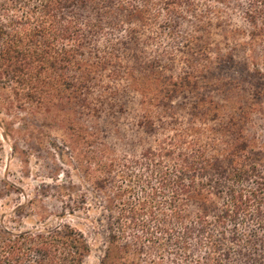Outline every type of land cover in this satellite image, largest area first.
<instances>
[{
    "label": "trees",
    "instance_id": "16d2710c",
    "mask_svg": "<svg viewBox=\"0 0 264 264\" xmlns=\"http://www.w3.org/2000/svg\"><path fill=\"white\" fill-rule=\"evenodd\" d=\"M238 1L215 0L224 7ZM245 2L247 66L259 73L254 53L264 57V0ZM191 6V0H0V88L16 89L17 101L30 108L51 103L56 114L74 116L88 82L120 67L116 43L98 45L106 19L124 13L151 27L159 17L191 14L185 9ZM122 67L140 96L139 124L154 143L139 158H118L78 117L62 127L87 192L60 187L58 197L71 215L93 204L102 210L106 247L99 264H264V147L244 133L256 102H245L231 82L203 87V66L179 78ZM258 75L253 98L264 95ZM205 87L221 102L203 94ZM185 93L196 95L187 117L175 105ZM90 252L88 239L68 223L20 231L0 222V264H83Z\"/></svg>",
    "mask_w": 264,
    "mask_h": 264
},
{
    "label": "rangeland",
    "instance_id": "374dc122",
    "mask_svg": "<svg viewBox=\"0 0 264 264\" xmlns=\"http://www.w3.org/2000/svg\"><path fill=\"white\" fill-rule=\"evenodd\" d=\"M191 2L196 7H185L191 14L173 20L159 17L151 27L136 18L127 19L124 13L106 19L98 45L116 43L120 67H107L88 82L74 116L56 114L51 103L41 109L30 108L17 101L16 89L0 88L1 223L20 231L68 223L79 229L91 245L83 264H99L106 247L102 210L93 204L88 211L71 215L64 212L63 199L58 197L60 187L71 193L67 189L73 186L77 196L87 192L62 127L78 117L96 141L106 144L118 158H139L154 143L152 134L139 124L140 96L131 88L122 66H131L136 73L158 70L175 78L194 74L203 66L206 75L201 85L219 80L231 82L232 88L240 87L245 102H256L254 110L245 116V136L252 144L264 147V95L253 98L249 94L251 87L258 86V74L264 75V57L262 50L254 53L259 73L247 66L246 56L252 52L244 45L245 0L231 7L215 0ZM114 26L120 28L113 30ZM206 88L203 94L210 93L221 102L218 93ZM195 100L196 95L185 93L175 105L181 104L180 113L187 117V108ZM41 217H45L43 222Z\"/></svg>",
    "mask_w": 264,
    "mask_h": 264
}]
</instances>
